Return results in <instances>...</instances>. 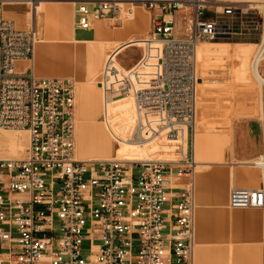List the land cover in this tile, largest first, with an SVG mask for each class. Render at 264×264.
I'll return each mask as SVG.
<instances>
[{
    "label": "built area",
    "instance_id": "built-area-1",
    "mask_svg": "<svg viewBox=\"0 0 264 264\" xmlns=\"http://www.w3.org/2000/svg\"><path fill=\"white\" fill-rule=\"evenodd\" d=\"M75 3L76 26L85 30L93 20L132 19L136 5L151 14L138 62L123 68L112 52L97 82L107 100L133 99L126 142L135 146L174 139L183 125L194 129L199 44L232 39L251 17L261 35L253 61L264 69V0ZM37 41L35 25L18 28L0 0V128L29 132L23 157L0 158V264H195L194 156L182 146L175 160L79 159L77 83L36 73ZM253 165L261 185L233 187V208L264 211V153Z\"/></svg>",
    "mask_w": 264,
    "mask_h": 264
},
{
    "label": "crops",
    "instance_id": "crops-1",
    "mask_svg": "<svg viewBox=\"0 0 264 264\" xmlns=\"http://www.w3.org/2000/svg\"><path fill=\"white\" fill-rule=\"evenodd\" d=\"M123 1L124 8L127 9L132 6L131 1L136 0ZM211 1L217 6H231L251 0ZM42 2L44 4L41 3V6L47 9L53 7L55 16L53 21L48 22L49 19L43 12L41 18L33 24L40 38L34 56L36 73L41 77L73 78L76 81L79 99L77 132L81 148L77 157L110 158L111 155H106L108 143L106 144L104 130L101 126L89 125L86 121L100 107L97 91L90 83L98 82L95 73L104 52H109L107 57L115 52L117 61L119 54L127 52L138 43L135 40L145 39L150 34L151 14L144 6L136 5L134 18L111 16L109 19L93 20L92 27L86 30L87 36H79V30L85 29L76 26L75 2ZM208 15H211V10ZM238 31L239 34L234 39L241 40L245 45H258L261 35L255 30L251 17L246 26H240ZM141 45L144 43L141 42ZM218 54L220 53L207 54L200 61V70H209L207 58ZM138 60L130 67L120 66L128 69ZM261 73L264 76V69H261ZM197 78L199 85L196 123L191 136L188 129V149L190 148L197 163L194 178L197 205L195 264H263L264 211L257 208L231 207L230 193L233 187H259L262 182V172L253 162L264 153V86H257L255 83L207 84L198 72V61ZM97 86L102 89L98 84ZM211 100L217 103L213 109ZM123 102L115 103L112 112L109 100L104 98L102 101L107 112L102 123L121 142L128 137L124 133L115 132L116 123L112 125L110 121L116 113L120 117L124 115L126 102ZM259 110H263L261 115ZM211 113L219 118H216L215 125L209 123ZM6 133H0V140L8 137ZM150 143L140 148L142 156L157 151L164 154L162 142ZM94 150L99 153L89 155ZM9 151L0 154V157L13 156L12 151ZM186 182L187 179L177 181L180 185Z\"/></svg>",
    "mask_w": 264,
    "mask_h": 264
},
{
    "label": "rangeland",
    "instance_id": "rangeland-1",
    "mask_svg": "<svg viewBox=\"0 0 264 264\" xmlns=\"http://www.w3.org/2000/svg\"><path fill=\"white\" fill-rule=\"evenodd\" d=\"M13 1V2H12ZM39 1V0H34ZM42 1H60V0H42ZM73 3L78 0H69ZM87 1H93V0H87ZM123 1V0H122ZM128 1V0H127ZM125 2V1H124ZM93 3H90L89 8L92 10ZM38 4H33L31 1L28 2L27 0H11L10 3L4 4V15L5 17H8V19L12 20L18 28L27 29L31 25L35 24L36 21L39 19V14L41 12V9L38 10V13L33 15L34 7ZM47 5H50L47 3ZM34 6V7H33ZM51 20H48L50 22ZM52 24V22L50 23ZM79 36H87L88 32L86 30H79ZM149 35H146L145 38H147ZM40 38L38 37V41L36 43V47L39 44ZM134 46H131V48L124 52L123 54L118 55L117 63L118 65H123L126 67L132 66L140 57L143 51V45H141V42L144 43L143 39L135 40ZM140 43V44H139ZM222 44L228 51L223 52L222 54H218V56H213V58H207L208 68L209 70H200V61L205 58V56L209 53H213L209 50L203 49L202 55L198 58V72L200 75H202L204 82L207 84H244V83H255L257 86L259 85V82L254 78L252 73V62L253 57L255 55L256 49L258 45H245L243 44L241 40L238 39H229L224 41H215V42H207L204 44ZM221 46V45H220ZM109 52H104L102 60L100 62V66L97 69L95 75L97 76L96 80L100 78L101 71L103 69L105 60L107 58V54ZM121 60V61H120ZM25 63L21 62L18 63V68L24 66ZM94 75V77H96ZM93 78V77H92ZM90 86L97 91L98 94V100H99V110L92 113V115L88 118H86V121H88L89 125H99L102 127L106 134L108 147L106 149V155L111 156H120V157H136L141 155L140 149H136L133 147H124L121 144H118V141L116 138L113 137V135L106 129L105 125L102 123V120L104 119V115L107 114L104 103L102 104L103 99L105 98V93L103 90L98 89V86L96 84V81H93L90 83ZM216 98H218V95H216ZM107 100V99H106ZM121 101H124L123 104L126 102L125 105V113L121 117L117 115V113L112 117L110 123L114 125L116 123L114 130L117 133L126 134L125 137H128L131 133V124H132V116H133V99L131 97H125L123 99H117V98H109V104L111 111L113 112V109L115 107V103L121 104ZM211 100L212 109L213 106H216V102ZM259 102V109H260V100ZM79 110V99H77V119L79 118L78 114ZM261 111L259 110V115H261ZM108 117H111L109 115ZM218 116L213 115V113L210 114L209 123L212 125L216 124V120ZM190 130V136L193 133V127H189ZM6 133V135L10 138H2L0 140V154H4L6 152L12 151L13 156L9 155H2L5 157L0 158H21L25 155V149L28 147L29 142V132L24 130H13V129H4L0 128V133ZM9 132V133H8ZM15 137V138H14ZM163 140V141H161ZM159 142H162V145H165L164 140L161 139ZM157 141H154L155 143ZM152 142L150 144H153ZM9 144V145H8ZM172 146L164 147L162 148L164 154H160V151H157L156 153H152L151 155H145L144 157H152V158H159V159H171L173 157V152L177 146V142H172ZM80 145L78 142V132H77V152L80 151ZM84 150V149H83ZM179 149H177L176 155L174 156V159H178L180 156L178 155ZM89 152V150H87ZM167 152V153H166ZM99 152L97 150L90 151L89 155L98 154ZM103 152H101L102 155ZM186 153L191 156V150L188 149V139H187V149ZM110 157V156H109ZM197 170V169H196Z\"/></svg>",
    "mask_w": 264,
    "mask_h": 264
},
{
    "label": "bare ground",
    "instance_id": "bare-ground-1",
    "mask_svg": "<svg viewBox=\"0 0 264 264\" xmlns=\"http://www.w3.org/2000/svg\"><path fill=\"white\" fill-rule=\"evenodd\" d=\"M3 1H4V4H7V3H10L11 2V0H3ZM27 1L28 2L31 1L33 4H35V3L38 4L35 7L33 6L35 8L34 11H33L34 12L33 15L36 14V13H38V10L41 9V12L39 14V18H41V13L45 12L46 13L45 14L46 15V18L49 19V20H51V21H53V18L55 16L54 11H53V7H49L47 9L46 7L41 6V3H43L42 0H39L37 2L34 1V0H27ZM120 1L121 2H124L122 0H120ZM20 2H21V0H20ZM122 5H124V3ZM260 7L262 9H264V4L263 5H260ZM121 18H123V17L121 16ZM203 49L209 50L211 52L220 53V54H222L223 52H226V48L224 46H222V44H219V43L218 44H215V43H212V44H204V43H201V44H199L198 49H197V60L202 55ZM21 62L25 63V61H19L18 63H21ZM252 63H253L252 64V73H253V76L259 82L260 86L263 87L264 86V76L261 73L260 64L258 63L257 58H255V60ZM262 107H263V102H262ZM261 113H263V110L261 111ZM134 120H135V107H134V102H133V116H132L131 132H132V130L134 128ZM195 123H196V121H195ZM77 124H78V119H77ZM194 127H195V124H194ZM181 129H183V130L178 135V137H176L174 139H171V140H166V139L164 140V142H165L164 147L172 146L171 145L172 142H177L178 143V146L174 150H172V152L174 154L173 157L171 159H166V160H175L174 159V156L176 155V152L175 151L178 148H181L183 146V148H184L185 151L187 149L188 127L186 125H183V126H181ZM24 131L27 132V130H24ZM159 140H161V139H156V140H153V141H150V142L159 141ZM161 141H163V140H161ZM28 144H29V142H28ZM121 145L124 146V147H133V148H136V149H138V148L140 149L141 148L139 146H135V145L131 144L130 142H126V140L125 141H122L121 142ZM26 149H25V151H26ZM112 157H114V156H112ZM112 157H110V158H112ZM117 157L118 158H121L122 160H125V161H135V160L152 158V157H144L142 155L136 156L133 159L126 158V157H123L122 158L120 156H117ZM106 159H109V158H106ZM82 160H93V159H82Z\"/></svg>",
    "mask_w": 264,
    "mask_h": 264
}]
</instances>
